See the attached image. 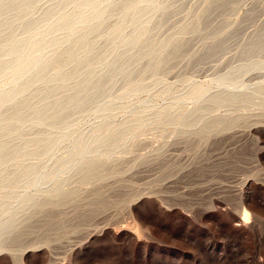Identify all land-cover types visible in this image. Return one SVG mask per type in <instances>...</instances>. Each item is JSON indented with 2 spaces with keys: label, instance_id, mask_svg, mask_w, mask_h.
I'll use <instances>...</instances> for the list:
<instances>
[{
  "label": "rangeland",
  "instance_id": "rangeland-1",
  "mask_svg": "<svg viewBox=\"0 0 264 264\" xmlns=\"http://www.w3.org/2000/svg\"><path fill=\"white\" fill-rule=\"evenodd\" d=\"M179 1L168 3L175 9L170 16L175 17L165 18L170 21L164 20L168 24L166 32L160 34L162 38L190 24L211 3L216 8L215 0ZM230 2L231 13L225 6V14L220 12L222 7L218 11L213 8L222 17L214 13L208 16L209 26L204 27L209 31L186 35V47L175 60L170 59L163 70L166 72L159 77L166 85L154 87L155 82L148 80V91L158 89L152 92L164 94L162 100L130 103L129 114L139 112L144 118L120 115L98 121L91 113L73 112L67 121L72 127L69 134L58 135V130L52 136V147L42 145L36 153L25 154V168L14 163L7 166V172L26 173L27 177L18 184L17 200H0V207L29 206L34 200H19L20 194H32L34 198L53 186L76 194L78 191V196L52 198L55 202L47 208L22 214L13 221L0 214V245L6 243L17 249L47 244L28 250L24 264H264V102L251 99L246 110L239 103L264 83V0ZM50 4L42 5L39 14ZM212 26L222 28L224 33L215 37ZM169 65L171 70H167ZM131 66L134 68L133 62ZM139 72L134 71V79L144 75ZM193 84L206 89L194 92ZM124 85L116 84L112 94H122ZM143 96L147 99L149 92ZM228 96L237 101L226 103ZM104 99L98 96L96 103L87 100L84 107L105 109ZM157 103L167 108L182 105V112L177 117H155ZM111 109L122 111L119 105ZM231 114L232 118H226ZM221 121L239 122L240 126L213 135L205 131V126L200 127ZM139 122L147 127L127 135L122 149H117L116 143L127 137L119 130L100 137L93 145L97 148L92 146L87 152L81 145L76 149L62 142L92 139L94 124L100 128L115 124L118 128L123 123ZM167 123L199 127L177 131L160 127ZM92 155L99 156L96 170L103 171L105 178L89 176L85 180L77 175L88 161L85 158L91 160ZM38 157L43 159L40 163H36ZM64 167L66 171L60 172ZM47 197L41 200H50ZM10 258L8 251L1 252L0 264H14Z\"/></svg>",
  "mask_w": 264,
  "mask_h": 264
},
{
  "label": "bare ground",
  "instance_id": "bare-ground-1",
  "mask_svg": "<svg viewBox=\"0 0 264 264\" xmlns=\"http://www.w3.org/2000/svg\"><path fill=\"white\" fill-rule=\"evenodd\" d=\"M169 1L0 0V200H17L14 196L19 192L17 189L18 184L22 182L24 177H27L26 173L20 175L7 172V166L14 163L20 169L25 168L28 165V161L23 160L25 154L36 153L42 145H51L52 147V144L55 143L53 137L58 130H60L58 135L66 136V134H69L72 127L67 124V121L71 118L73 112L82 115L91 113L98 121H110L120 115H130L129 105L133 101L136 102V105H140L147 100L154 103L159 99L162 100L164 94L158 92L156 94L152 91L158 90H153L154 87L166 85L165 80L163 82V79H159V77L166 72H163V70L172 61L170 59L174 58L173 60H175L178 53L182 51V47L186 44H184L186 35H198L202 29L206 32L209 31L204 27L207 24L206 20L209 19L208 16L218 11V8H223V6L226 10L231 9L229 6L231 0H225L228 2H225L224 5H222L223 0H215L216 8L213 6L214 3H211L213 1L210 0V8L206 6L207 8L196 15L190 24L186 23L187 25H183L184 27L177 33H171L173 36L162 38L163 36H160V34L166 29V24L170 21L165 20V18L173 15L175 10L169 6ZM207 1L209 0H205V3ZM47 2H51L49 8L47 7L45 12L39 14L42 5ZM230 3L232 4V2ZM227 4L228 7H226ZM213 8L217 10L214 11ZM222 8H220V12L224 10ZM226 10L222 14L227 13ZM229 12L231 13V10ZM217 13L214 14L219 15L218 17L222 15L219 12ZM207 25L209 26V24ZM214 28L217 31L220 29L219 32H214ZM214 28H212L214 33H211L216 34L215 37H219L224 33L222 28ZM228 30L231 31V28ZM235 33L231 34L236 35ZM228 35L229 38L233 37V35ZM223 36V38H228L225 35ZM217 44L219 45V43ZM13 56L16 57L13 58ZM132 62L134 68L131 66ZM169 66L167 70H171V65ZM135 70H141L144 75L142 77L138 76L139 79H134ZM149 79H152V82H155L156 85L151 92L148 91L150 88ZM119 82L125 84L124 92L122 94H112V87ZM192 86L194 92L206 89L198 84ZM141 92H144V94L149 92L150 96L144 99V94H141ZM253 92L254 94L251 96L245 95L241 100L239 99L242 106L240 108L248 109L247 104L250 103L251 99H260L264 102V83L260 84ZM98 96L106 98L103 102L108 107L87 110L84 107L86 101L90 100L96 103ZM234 97H237V95L234 94ZM234 97L228 96V99L224 100L226 103L237 101ZM109 98L110 100H108ZM224 100L222 101L224 102ZM158 103V110L153 115L155 117H177L182 112V105L167 108L165 106L161 107V104ZM114 105H119L122 111H113L111 106ZM133 115L139 120L144 118L139 112L130 116ZM232 116L233 114L226 115V118L229 119ZM238 123L221 121L200 127L205 126V131H211L213 135L214 133L231 131L240 126ZM94 125L95 131H92V139L79 140L75 138L77 141L72 142V139H68L62 140V142L67 141L74 147L81 145L83 150L87 152L93 145L97 144L100 137L115 134L119 130L120 134H125L127 137H121V140L116 143V148L122 149L124 141L128 139L127 135L140 132L147 127L141 122L133 125L123 123L118 128L114 126L115 124L105 125L102 128L99 125ZM160 127L167 131H177L198 128L199 125L167 123L161 124ZM102 147L104 145L99 148ZM94 148H97V146ZM99 159L97 155H92L91 160H89V156L86 157L85 160L88 166L85 164L86 167L84 168L85 165L82 166V164L81 166L84 169L81 167V171L78 170L79 174L77 175L83 178L89 176L105 178L103 177V174H105L103 171L96 170L95 165ZM37 160L40 163L43 159L36 158V163ZM77 165V167H80L79 162ZM66 167L60 172H65L66 169L70 168L69 166ZM99 169L101 168L99 167ZM73 192L72 190H60L53 186L50 191H42L34 198L30 197L32 194L30 196H27L28 193L20 194L19 200H25V202L34 200L33 203L20 208L5 209V207H0V214L8 216L10 220L16 219L22 214L26 215L34 210L37 211L38 208H47L55 202L54 199L51 200L52 198L78 196V191L77 194ZM46 195L51 197L50 200H41V197H47ZM136 200L138 198L133 199V201ZM245 213L244 217L248 219L249 215L247 212ZM245 219H242L244 223L247 222ZM46 245V243L41 242L14 249L5 243L0 245V253L8 251L14 264H24V257L28 255V250Z\"/></svg>",
  "mask_w": 264,
  "mask_h": 264
}]
</instances>
